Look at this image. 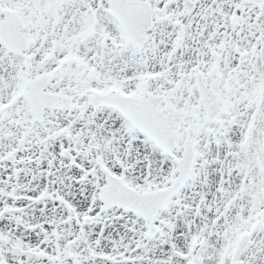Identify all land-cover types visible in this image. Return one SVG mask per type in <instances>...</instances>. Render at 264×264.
<instances>
[{"label": "snow or ice", "instance_id": "obj_1", "mask_svg": "<svg viewBox=\"0 0 264 264\" xmlns=\"http://www.w3.org/2000/svg\"><path fill=\"white\" fill-rule=\"evenodd\" d=\"M0 264H264V0H0Z\"/></svg>", "mask_w": 264, "mask_h": 264}]
</instances>
